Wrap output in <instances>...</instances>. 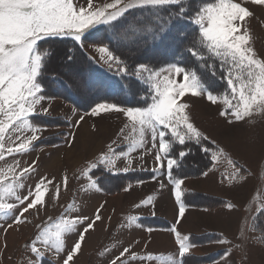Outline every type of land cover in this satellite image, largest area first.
Returning a JSON list of instances; mask_svg holds the SVG:
<instances>
[{"label": "snow or ice", "instance_id": "snow-or-ice-1", "mask_svg": "<svg viewBox=\"0 0 264 264\" xmlns=\"http://www.w3.org/2000/svg\"><path fill=\"white\" fill-rule=\"evenodd\" d=\"M248 5L264 7V0H0V264L8 247V231H19L31 224L26 213L31 211L39 217L45 212L50 188L54 185L52 179L42 176L34 186H27L26 178L38 170L37 161L22 167L17 159L36 150L35 142L46 130L36 119L50 115L51 101L55 99L45 94L43 85L52 55L45 45L50 41H70L76 52L86 55L85 42L93 37L94 30L99 32L100 26H105V32L111 30L106 37L108 43L93 49L100 54L98 59L87 58L107 66L108 71L122 79L137 82L143 91L140 97L143 106L126 107L102 101L72 124L73 128H79L89 115L116 113L125 119L116 139L78 170L77 179L87 180L86 185L80 186L81 192L102 191L94 177L96 170L134 172L135 161L153 155L152 179L156 180L157 174L163 175L172 186L178 206V225L189 207L182 187L187 177L180 178L174 171L191 154L190 144L198 146L209 157L210 166L201 172L203 177L215 173L218 164L226 161L229 169L221 173V183L243 186L247 182L250 173L245 166L195 125L186 98L201 97L218 105V115L228 125L264 116V58L258 55L253 44L250 23L255 13ZM261 24L264 26V21ZM113 44L128 51H138L141 45L148 44L164 46L171 52V60L159 67L139 61L130 67L115 54ZM72 48L65 53L69 69L75 63ZM214 79L221 81L222 89L214 87ZM75 142L76 133L69 132L68 147H73ZM136 152L139 155L133 156ZM118 162L124 166L117 167ZM260 164H264V156L258 161V168ZM139 167L143 170L142 164ZM143 183L137 181V184ZM68 185L69 176L65 172L61 182L54 185L51 200L58 201L61 189L66 191ZM132 187L128 184L123 191L129 192ZM164 187L161 181L160 188ZM26 188L27 194L22 195ZM149 205L154 207L153 196L141 200L135 207ZM103 207L101 204L92 216L80 215L74 197L58 217L48 216L35 225V232L22 245L23 254L16 264H77L86 233L102 220ZM225 207L231 210L234 206L225 202ZM248 212L252 209L248 208ZM256 212L264 216V202L257 205ZM139 219L128 216L121 227L140 228ZM251 219L254 221L256 217ZM247 230L256 231L255 225ZM146 231L150 234L154 229L149 227ZM169 231L174 234L176 254L147 252L149 240L141 252L133 251V244L115 243L98 255L106 264H183L196 245L177 227ZM71 235L76 239L69 245L67 239ZM256 239L264 244V230ZM238 240L232 243L219 236L215 241L232 245L231 250L226 248L223 253V264H228L233 250L242 254L241 260L247 259L245 230L240 231Z\"/></svg>", "mask_w": 264, "mask_h": 264}, {"label": "rangeland", "instance_id": "rangeland-1", "mask_svg": "<svg viewBox=\"0 0 264 264\" xmlns=\"http://www.w3.org/2000/svg\"><path fill=\"white\" fill-rule=\"evenodd\" d=\"M248 6L250 7V10L255 13V16L250 23L253 44L258 55L261 58H264V26L261 24V21H264V7L253 5ZM95 47L96 46L86 45L88 52L98 59L100 54L93 50ZM186 99L190 103L189 111L195 125L209 136L210 139L215 140L220 144L226 152L233 157L240 159L243 164H245L244 166L251 171V175H249L247 182L243 184V186L228 185L224 186L223 189L218 186V181H221V170L219 172V169L215 173H212V175L214 174L216 176V179L214 176L209 175V177H207L209 179L206 182L205 180L191 181V185L197 188V191L194 190L198 194L208 197H218L217 195H221L229 200V203L234 207L231 210H219L216 213L193 212L186 225V228L189 230L183 229L187 233L192 230V233H197L198 235H202L201 231L204 229L216 232L220 231L219 233L222 232L227 237H230L228 240L232 241V243H238L240 225L246 207L250 204L256 187L261 186L264 189V182L261 184L260 180L257 179L259 175L258 172L262 167L260 164L258 168V161H260L262 155H264V116H254L250 120L239 122L234 125H228L224 118L219 117L218 112L220 109L218 105H212L205 98L201 97H190ZM73 109L75 108L59 99L52 100L50 115L45 116L61 117L63 120L70 122V125L67 128L61 126L57 127V129L45 127L46 130L40 134V140L35 142L36 150L29 154L17 157V159L20 160L22 167L31 164L34 160L37 161L38 170L33 176L26 178L25 183L27 186H34L42 176H47L49 179H52L54 185L59 184L65 172H67L69 176V185L66 191L63 190V188L61 189L58 201L51 200V193H54L55 191L54 185L51 186L47 210L41 212L39 217H36L31 211L26 213L25 215L32 220V223L22 227L19 231L11 229L8 231V247L3 253L2 264H16L23 254L22 245L28 241L35 232L34 230L32 233L30 226L45 221L48 216L53 218L58 217L64 211L67 204L72 202L74 197L76 203L79 205L80 215L92 216L101 204L104 205L100 212L102 220L96 223L94 230H90L86 233L83 252L80 254L77 264H106V261L101 259L98 253L105 247L112 248L115 243L123 246L133 244V251L141 252L144 243L150 240V243L147 245V252L166 254L168 251H173L174 254H176L178 248L172 239L174 234L171 232H168L170 234L168 235L169 237L166 234H158L156 235V238H153L152 235H149V237L147 236L148 234L145 235L144 231H141V227H132L130 230L121 227L122 224L126 223L128 216L135 215L138 216L140 220L145 217V213L143 212L146 211L148 213V206L136 208L135 205L141 200L147 199L148 196H151L149 193L152 194L154 190H157L156 185L150 184L148 185L149 187L138 188L131 194H127L130 192L129 191L125 193L127 195L120 194L113 197L106 196L105 193L103 194L101 191L86 194L79 190L81 185L87 184V180L77 179V176H79L78 170L85 165L86 161L94 158L101 151H104L105 146L109 142L116 139V134L123 126L125 119L121 114L116 113L102 114L99 117H92L89 115L85 116V119L81 122L79 128H73L72 124L79 119L80 115L84 114L76 109L74 112ZM37 124H40L39 119ZM93 126H95V130H93ZM63 132H66V137L61 145H37L43 139L47 140L48 137H52L58 133L59 137H63ZM69 132L76 133V142L71 148H69L66 143V138L68 137ZM118 143L120 142L118 141ZM138 155L139 152L133 153V156ZM202 163H204V160H202ZM141 164L143 165V170L150 171V169L155 166L153 155H145L144 160L135 161L133 167L140 170L139 166ZM226 165L225 161H222L217 167L223 166L224 168ZM123 166V163L118 162L117 167L122 168ZM262 175L264 181V173ZM157 176L158 178L155 180V184L158 180L165 182L166 177L159 174H157ZM207 183L213 184L207 186ZM167 186L168 197L166 198V195L162 196L161 206L159 207H161L164 214H167L165 215L166 217L171 218L170 221L173 219L175 221L177 218V215H175L176 209L171 204V201L174 200L172 186L169 184H167ZM25 194H27V188L22 193V195ZM156 195L158 194L156 193ZM76 214L77 213H73V215ZM138 223L141 224V221H138ZM227 225L230 227H226ZM181 227V223H179L177 229L182 235H185L184 232H182ZM247 229L248 228L245 229L246 235H250V238L248 239L247 259L241 260L242 254L237 250H233V254L228 258V264H264V247H261L256 242L253 235L249 233L250 231ZM74 240V235H71L68 237L67 242L71 245ZM135 241H139L140 243L134 244ZM170 244L171 246H169ZM213 247L217 251L225 248L231 250L232 245H221L216 243ZM205 249V252H209L213 248L205 247ZM192 250L194 249H191L189 254H192ZM114 254H118V251ZM207 254L208 253H204L203 255ZM211 254L212 253L208 255ZM192 255L197 256L196 254ZM137 264H139V262H137ZM216 264H223V258Z\"/></svg>", "mask_w": 264, "mask_h": 264}, {"label": "trees", "instance_id": "trees-1", "mask_svg": "<svg viewBox=\"0 0 264 264\" xmlns=\"http://www.w3.org/2000/svg\"><path fill=\"white\" fill-rule=\"evenodd\" d=\"M128 18L131 20L132 16L130 15ZM104 28L105 26H100L101 30L99 32L94 30L93 37H90L89 40L85 42V45L99 46L107 44L108 40L106 37L111 30L109 29L105 32ZM45 47L52 53L43 77L46 95L54 96L55 99H59L71 105L82 113L89 112L93 105L102 101L126 107L143 106V101L140 99L143 94L142 87L137 82L127 78L122 79L119 75L108 71L107 67L90 61L87 57L92 55L88 50L85 55L76 52L75 49L72 48L70 41L58 40L50 41ZM70 48H72V53L75 56V63L71 69L67 66L68 62L65 58V53ZM113 50L115 54L125 59L130 67L138 61L149 63L154 67H159L171 60V52L164 46H152L148 44L146 46L141 45L138 51H128L123 48H116L115 44H113ZM214 87L222 89L223 84L220 80L214 79ZM38 119L40 125L47 128L57 129V127L61 126L67 128L70 125V122L63 120L61 117L41 116L36 119V123H38ZM58 135L59 133L52 137H48L47 140L43 139L37 145H61L66 137V132H63V137H59ZM188 147L191 148V154L184 159L180 168L176 169L174 174L180 178L187 177L185 180L201 178L203 177L201 172L210 166L209 157L200 151L199 147L195 144H190ZM229 155L240 164L245 165L240 159L233 157L231 154ZM202 160H204V163H202ZM225 163L227 164L226 161ZM261 165L262 167L258 172L259 175L257 179L263 184L262 174L264 173V164ZM218 169L221 170L222 173L227 171L229 166L226 165L224 168L220 166ZM249 173H251V171H249ZM152 175V172L149 170H136L128 173H109L104 169H98L94 172V177L98 180L102 192L109 196L124 192L123 188L125 186L128 184L135 185L138 180L144 182L149 181L152 179ZM184 192L185 203L189 206L212 207L214 205H223L226 202L220 197H208L198 194L196 191L184 189ZM198 195L204 198H210L213 201L198 200L196 199ZM260 202H264V189L261 186H257L250 204L246 207L239 231L245 230L254 224L256 231H250L249 233L253 235L254 239L261 247H264V244H261L256 239L261 230H264V216H260L259 213L256 212V207ZM248 208L252 209L251 213L248 212ZM252 216L256 217L254 221L251 219ZM140 221L141 224L146 227L162 229H170L172 227L171 222L159 217L141 218ZM219 236L226 238L224 234L218 232H207L202 235H190L189 237L193 244L202 245L216 241ZM247 237L249 239L250 235H247ZM224 251H219L216 255L211 254L207 256L187 254L183 260V264L209 263L212 259H217L221 256ZM45 264H47V262H45Z\"/></svg>", "mask_w": 264, "mask_h": 264}, {"label": "crops", "instance_id": "crops-1", "mask_svg": "<svg viewBox=\"0 0 264 264\" xmlns=\"http://www.w3.org/2000/svg\"><path fill=\"white\" fill-rule=\"evenodd\" d=\"M262 156H264V155H262ZM219 172H220V170H219ZM210 175H212V174H210ZM212 176H214L215 177V179H216V176L213 174ZM220 176H221V172H220ZM165 177V176H164ZM209 178H205V177H201V178H197V179H190V180H185V183H184V185L182 186L183 187V189H185V190H189V191H197V188H195V187H193L192 185H191V181H197V180H205V182L208 180ZM162 180H158L157 181V183L155 184V180H153V179H151V180H149V181H146V182H144L143 184H135V185H132L134 188H132L131 190H130V192L129 193H127V192H122V193H120V194H125V193H127V194H131V193H133L136 189H138V188H147V187H149L148 185H150V184H152V185H156L157 186V190H154V192H152V194L151 193H149V195H151V196H153L154 197V207L152 206V205H149L148 206V213L146 212V211H144L143 213H145V217H143V218H146V217H159V218H163V219H165V220H168L169 222H171L172 223V226L173 227H177L178 225H177V223H176V221H177V218H176V216H175V218H176V220L174 221V219L172 220V221H170V219L171 218H169V217H166L165 215H167V214H164L163 212H162V210H161V207H159V206H161V202H162V196L163 195H166V198L168 197L167 195H168V193H167V191H168V189H167V184H168V181H167V179L165 180V182H163L164 184H165V187L163 188V189H161L160 188V182H161ZM191 182V183H190ZM211 184H213V183H207L206 185L207 186H211ZM229 184L226 182H224V183H221V181H218V186L220 187V188H222L223 189V187L224 186H228ZM155 188V187H154ZM195 189V190H194ZM102 192V191H101ZM103 193V192H102ZM156 193L158 194V195H156ZM104 194V193H103ZM120 194H117V195H120ZM127 194H125V195H127ZM106 195V194H105ZM155 195V196H154ZM106 196H109V195H106ZM114 196H116V195H114ZM218 197H220V198H222L224 201H226V202H230L229 200H227V199H225V197H223V196H221V195H217ZM109 197H113V196H109ZM196 199H198V200H202V201H205V200H208V201H213L212 199H210V198H204V197H202V196H200V195H198L197 197H196ZM161 200V201H160ZM165 201H167V200H165ZM171 204L173 205V207L176 209V213H175V215H177V212H178V206L175 204V200H172L171 201ZM222 208V209H221ZM226 209H228V208H226L225 207V203L223 204V205H218V206H216V205H214V206H212V207H196V206H189L188 208H187V210H186V213H185V216L180 220V223H181V230H182V232H184V234L185 235H188V236H190V235H198L197 233H192L193 231L192 230H190V231H188L189 233H187L185 230H189L188 228H186V225L188 224V220H189V217L191 216V214L193 213V212H196V213H216L217 211H219V210H226ZM153 211L155 212V215H153ZM166 212V211H165ZM189 214V215H188ZM171 216V215H170ZM187 219V220H186ZM139 221H140V219H139ZM185 221H187V222H185ZM175 222V223H174ZM231 222V221H230ZM37 223H35V224H32L30 227H31V229H32V233H33V231L35 230V225H36ZM39 224V223H38ZM142 225V227H141V231H144V233H145V235H147L148 237H149V235H152V237L153 238H156V235H158V234H163V235H170L168 232H170L169 231V229H162V228H155V227H151L152 229H154V231L153 232H151L150 234L146 231V229L147 228H149V227H146V226H144L143 224H141ZM226 227H230L229 225H227ZM185 230H184V229ZM204 229V228H203ZM202 232V234H204V233H207V232H216V231H212V230H207V229H204V230H202L201 231ZM218 233L220 232V231H217ZM139 233H141V232H139ZM222 233V232H221ZM222 234H224V233H222ZM225 235V234H224ZM226 236V235H225ZM74 237H75V239H76V236L74 235ZM169 237V236H168ZM228 238H230V237H227L226 236V239H228ZM172 239L174 240V243H175V238L174 237H172ZM172 239H171V243H172ZM140 242H141V239H140ZM216 244V242L215 241H213V242H211V243H207V244H202V245H196V247H194L193 249L194 250H192L191 251V253L192 254H196L197 256H207L208 254H210V253H212V254H214V255H216V253L217 252H219V251H224L225 249H222V250H219V251H217L214 247H213V245H215ZM169 246H171V244L169 245ZM173 246V245H172ZM205 247L206 248H213L212 250H210L209 252H205ZM160 252H162V251H160ZM159 253V252H158ZM204 253H208L207 255H203ZM224 253V252H223ZM160 254V253H159ZM166 254H174V252L173 251H168V253H166ZM223 258V254L221 255V256H219L217 259L215 258V259H212L209 263H205V264H216L217 262H219L221 259ZM151 263H155V262H151Z\"/></svg>", "mask_w": 264, "mask_h": 264}]
</instances>
